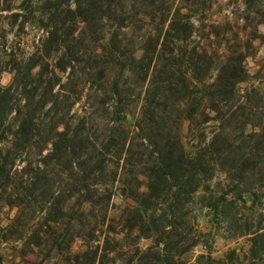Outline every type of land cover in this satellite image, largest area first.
Wrapping results in <instances>:
<instances>
[{"label":"trees","instance_id":"1","mask_svg":"<svg viewBox=\"0 0 264 264\" xmlns=\"http://www.w3.org/2000/svg\"><path fill=\"white\" fill-rule=\"evenodd\" d=\"M176 2L17 0L9 26L43 34L0 54V245L23 263L264 264V0L198 28ZM202 213L241 244L213 257Z\"/></svg>","mask_w":264,"mask_h":264},{"label":"rangeland","instance_id":"2","mask_svg":"<svg viewBox=\"0 0 264 264\" xmlns=\"http://www.w3.org/2000/svg\"><path fill=\"white\" fill-rule=\"evenodd\" d=\"M178 4V0H176ZM17 0L12 3H6L5 5L0 6V54L10 52L11 49H15L18 54L27 56L34 50V46L37 45L38 41L43 37V34L32 24L31 20H28L23 27L20 29L17 26L11 28L10 23L13 22L9 16L15 13V8L17 6ZM5 6V7H4ZM10 7L9 10L12 12L4 11L6 7ZM167 7V6H166ZM180 7L182 13L189 12L192 14V22L196 28L199 23H203L206 27L210 25H221L225 21H230L233 19V11L239 8V0H180ZM259 32L264 34V27H259ZM208 31L203 33L204 38L207 37ZM264 56V47L258 49L257 55L252 59L247 61V67L251 74L257 69L256 65ZM11 75L9 73H3L0 76V86L6 87L10 84ZM77 105L75 111L79 110ZM181 133L183 135V143L186 148H189L190 144L188 143L187 138V124L184 123L181 128ZM127 202L123 201L118 195H115L112 198L111 207L108 212V218L110 220H117L120 216L122 210L126 207ZM15 210L8 211L7 208L0 206V221L1 225L5 226L8 224V220L13 218L15 215ZM204 214H199L198 224L199 228L204 233H210L212 239V256L219 257L226 250L232 249L239 244L227 243L222 236L223 232L216 231L214 227L206 225V218ZM81 241H75L72 245L73 252H81L82 245ZM143 246L147 243L142 242ZM201 249L197 248L193 252V256L200 254ZM40 257V256H39ZM37 255L29 254L26 259V263L20 258V253L12 250L10 245H0V264H32L38 263L40 258ZM51 262H45L44 264H53ZM62 263V262H61Z\"/></svg>","mask_w":264,"mask_h":264}]
</instances>
